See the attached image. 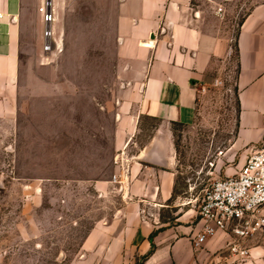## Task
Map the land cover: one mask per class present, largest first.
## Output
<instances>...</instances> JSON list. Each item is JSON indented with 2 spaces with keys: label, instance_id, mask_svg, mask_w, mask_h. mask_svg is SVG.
Listing matches in <instances>:
<instances>
[{
  "label": "rangeland",
  "instance_id": "obj_1",
  "mask_svg": "<svg viewBox=\"0 0 264 264\" xmlns=\"http://www.w3.org/2000/svg\"><path fill=\"white\" fill-rule=\"evenodd\" d=\"M112 2L50 0L51 50L42 54L28 45L21 56L30 106L16 123H0V264H73L87 232L121 206L116 187L98 188L113 181L117 154ZM262 3L227 0L217 26L227 37V57L213 60L197 85L193 124L171 126L173 198L196 216L201 191L250 155L247 147L233 148L227 160L238 130L237 32ZM157 124L140 122L137 147ZM174 212L161 214L172 218ZM230 236L223 235L224 246L206 264H264V228L242 244L246 257L231 252Z\"/></svg>",
  "mask_w": 264,
  "mask_h": 264
},
{
  "label": "crops",
  "instance_id": "obj_2",
  "mask_svg": "<svg viewBox=\"0 0 264 264\" xmlns=\"http://www.w3.org/2000/svg\"><path fill=\"white\" fill-rule=\"evenodd\" d=\"M225 6L227 0H213ZM43 0H0V123L17 122L29 105L21 81L25 47L43 54ZM113 44L119 100L115 109V180L121 206L83 239L73 264H206L224 246L218 234L196 247L200 223L173 198L175 150L171 126L195 120L197 85L229 44L209 0H113ZM238 130L233 148L264 145V3L241 21L236 37ZM29 108V107H28ZM158 124L137 147L142 120ZM247 156V155H246ZM245 156V157H246ZM245 159L224 177L242 167ZM107 184V185H105ZM173 209L172 218L162 212ZM154 236L150 238L153 234Z\"/></svg>",
  "mask_w": 264,
  "mask_h": 264
},
{
  "label": "built area",
  "instance_id": "obj_3",
  "mask_svg": "<svg viewBox=\"0 0 264 264\" xmlns=\"http://www.w3.org/2000/svg\"><path fill=\"white\" fill-rule=\"evenodd\" d=\"M209 1L215 6V14L222 16V5ZM38 11L43 18V51L46 53L51 50L52 16L47 3ZM195 202L201 225L194 239L195 246L199 247L207 239L229 232L232 238L231 252L246 257L248 250L242 244L264 228V216L259 214L264 206V145L245 159L237 173L216 180L202 190Z\"/></svg>",
  "mask_w": 264,
  "mask_h": 264
},
{
  "label": "trees",
  "instance_id": "obj_4",
  "mask_svg": "<svg viewBox=\"0 0 264 264\" xmlns=\"http://www.w3.org/2000/svg\"><path fill=\"white\" fill-rule=\"evenodd\" d=\"M236 54H237V49H236ZM237 72H238V64H237ZM237 105H238V103H237ZM238 110H239V108H238ZM173 125H180V124H173ZM174 194H175V190H173V196H174ZM154 234H155V232L150 236V238H152L154 236ZM153 250H154V245L151 246L150 251L145 256H143L137 264H141L146 258H148V256L151 255Z\"/></svg>",
  "mask_w": 264,
  "mask_h": 264
},
{
  "label": "water",
  "instance_id": "obj_5",
  "mask_svg": "<svg viewBox=\"0 0 264 264\" xmlns=\"http://www.w3.org/2000/svg\"><path fill=\"white\" fill-rule=\"evenodd\" d=\"M47 4H49L50 0H46Z\"/></svg>",
  "mask_w": 264,
  "mask_h": 264
},
{
  "label": "bare ground",
  "instance_id": "obj_6",
  "mask_svg": "<svg viewBox=\"0 0 264 264\" xmlns=\"http://www.w3.org/2000/svg\"><path fill=\"white\" fill-rule=\"evenodd\" d=\"M49 6V4H47Z\"/></svg>",
  "mask_w": 264,
  "mask_h": 264
}]
</instances>
